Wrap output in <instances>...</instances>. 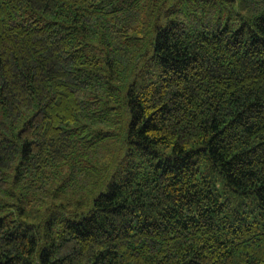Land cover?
Instances as JSON below:
<instances>
[{
	"label": "trees",
	"instance_id": "1",
	"mask_svg": "<svg viewBox=\"0 0 264 264\" xmlns=\"http://www.w3.org/2000/svg\"><path fill=\"white\" fill-rule=\"evenodd\" d=\"M0 264H264V0H0Z\"/></svg>",
	"mask_w": 264,
	"mask_h": 264
}]
</instances>
